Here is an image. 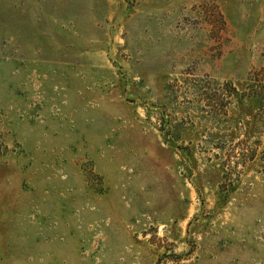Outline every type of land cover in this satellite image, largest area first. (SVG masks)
I'll list each match as a JSON object with an SVG mask.
<instances>
[{"label":"rangeland","instance_id":"obj_1","mask_svg":"<svg viewBox=\"0 0 264 264\" xmlns=\"http://www.w3.org/2000/svg\"><path fill=\"white\" fill-rule=\"evenodd\" d=\"M0 264H264V0H0Z\"/></svg>","mask_w":264,"mask_h":264}]
</instances>
